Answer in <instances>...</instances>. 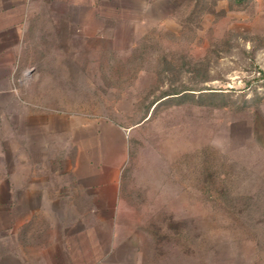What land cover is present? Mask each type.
I'll return each mask as SVG.
<instances>
[{
	"label": "rangeland",
	"instance_id": "obj_1",
	"mask_svg": "<svg viewBox=\"0 0 264 264\" xmlns=\"http://www.w3.org/2000/svg\"><path fill=\"white\" fill-rule=\"evenodd\" d=\"M96 3L76 36L63 31L73 16L28 15L18 47L8 41L0 264H24L45 216L56 237L90 230L105 245L115 233L120 264H264V0ZM40 142L34 178L43 167L58 202L22 203ZM94 166L101 199L78 187L76 173Z\"/></svg>",
	"mask_w": 264,
	"mask_h": 264
},
{
	"label": "crops",
	"instance_id": "obj_2",
	"mask_svg": "<svg viewBox=\"0 0 264 264\" xmlns=\"http://www.w3.org/2000/svg\"><path fill=\"white\" fill-rule=\"evenodd\" d=\"M69 4V13L61 12V10L58 9H52L51 7H47L45 9H38L36 7H32L36 3H42L44 5H50L51 0H0V64H1V57H2V63H3V75L1 78L5 80V70H6V56H7V47H8V41L13 42L9 43L10 47H18L20 44V41L22 40V34H23V24L25 16L31 15L34 17H38L39 15H47L52 16L54 14H60L64 16H73L74 18H69V24L63 25V31L67 34L76 36V34L83 32V29L86 28L87 23H95L93 21V16L96 13L97 9V3L96 0H66ZM10 5V6H9ZM30 5L31 7H28ZM65 9V8H64ZM60 12V13H59ZM77 22L78 24H82L83 26H79L78 28L74 26V23ZM76 25V24H75ZM59 25H55V23H49L48 28L52 29V32L58 31L55 27ZM101 32V28L99 29ZM54 35V34H53ZM55 39V37H53ZM53 39V40H54ZM61 41V40H60ZM57 45L54 43V46ZM1 71V69H0ZM1 84V83H0ZM6 92V86L5 83L2 86L1 91V85H0V95L1 93ZM44 122H38V126L42 127ZM38 151L35 152L34 149L31 148L30 152V175L32 177V180L30 182L31 188H30V194L25 195L24 200H22V203H43V200H45V203H57V200H54L53 197H49L45 195V193L48 191L49 188L45 187L42 182L43 179L40 178L43 176V172L41 169L43 167L39 168L38 175L39 178L35 180L34 176H36L35 172V163L37 162L39 164H42L39 162L40 159H45L42 157L46 150V143H39L38 144ZM44 147V148H43ZM36 156V157H35ZM37 158V160H35ZM48 159V157H47ZM96 156L91 157L89 162L96 163ZM19 165V157H18V163ZM26 166V164H25ZM47 167V166H46ZM45 167V168H46ZM95 167V166H94ZM102 166H100L101 168ZM48 169V167L46 168ZM96 167L92 168V170H86L82 171L79 170L78 173H76V176L78 177V187L82 191L86 193L87 198H93L97 195V192L99 194L100 199L102 198V172L99 171L97 174ZM101 170V169H100ZM49 174L51 175H60L65 174L58 173L54 169L50 168L48 169ZM68 172V171H67ZM19 174V171H18ZM97 176L98 177V184H97ZM83 181L86 183L82 184ZM37 181V182H36ZM19 185V183H18ZM111 188L110 191L114 193H118V183L111 181ZM67 190L64 186L60 187V190H57L58 192ZM27 190H21L23 195V192L25 193ZM56 191V190H55ZM92 191L94 193H92ZM113 198V203H118L115 197ZM56 199V198H55ZM63 200L66 202V198L63 195ZM24 201V202H23ZM102 201V200H101ZM31 221L33 224V219L31 218ZM56 219L54 217H41V220L37 221L38 224H47L46 233L44 229H40V231L34 232V230H31L30 233V250L28 252V246H25L24 254H22V258H24L25 262L24 264H120L118 261L117 256V249H118V240L116 239L115 233H108V236L106 240L104 241V244L100 241H97L96 239L97 234L96 231L92 232L90 230L86 231L85 233H79L77 231L72 233H68L71 237L76 238L73 239V241H76V243H73L71 240V244L69 246L66 244V242L62 241V238H64L66 235L64 232L60 235L58 234L57 237L55 235V232L52 231L54 228L53 225L55 223ZM51 229V230H50ZM49 230V231H48ZM66 232V231H65ZM45 233V234H44ZM45 235L44 237L42 235ZM84 235L87 237L85 242H82L79 238L75 237L77 235ZM37 237V238H36ZM102 237V234H101ZM45 238V239H44ZM134 258V257H133ZM132 262L134 259L131 260ZM21 262V261H20ZM20 264V263H19ZM21 264H23L21 262Z\"/></svg>",
	"mask_w": 264,
	"mask_h": 264
},
{
	"label": "trees",
	"instance_id": "obj_3",
	"mask_svg": "<svg viewBox=\"0 0 264 264\" xmlns=\"http://www.w3.org/2000/svg\"><path fill=\"white\" fill-rule=\"evenodd\" d=\"M234 1H236V2H242V0H234Z\"/></svg>",
	"mask_w": 264,
	"mask_h": 264
}]
</instances>
